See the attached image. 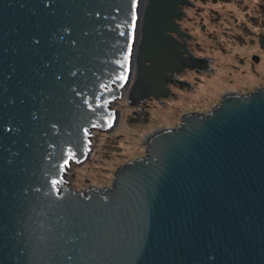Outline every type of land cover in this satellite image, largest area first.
Masks as SVG:
<instances>
[{"label":"water","instance_id":"obj_1","mask_svg":"<svg viewBox=\"0 0 264 264\" xmlns=\"http://www.w3.org/2000/svg\"><path fill=\"white\" fill-rule=\"evenodd\" d=\"M189 5L0 0V264H264V89L151 133L104 189L65 180L118 100L165 106L171 81L191 90L173 74H212L181 29Z\"/></svg>","mask_w":264,"mask_h":264},{"label":"rangeland","instance_id":"obj_2","mask_svg":"<svg viewBox=\"0 0 264 264\" xmlns=\"http://www.w3.org/2000/svg\"><path fill=\"white\" fill-rule=\"evenodd\" d=\"M180 22L192 55L212 60V74L185 68L173 74L170 93L148 99V122L141 127L129 125L134 105L128 97L112 105L118 110V124L110 133L94 130L89 159L83 165L72 163L65 180L69 188L84 192L88 187L104 189L113 184L116 172L125 164L146 156L145 140L157 130L176 128L184 113L204 114L221 104L224 95L264 89V0H190ZM185 54V53H184ZM187 56V54H185ZM258 58L259 61L255 59ZM134 81V79H133ZM131 84L127 91L130 90ZM148 101V102H147ZM148 104V106H147Z\"/></svg>","mask_w":264,"mask_h":264},{"label":"flooded vegetation","instance_id":"obj_3","mask_svg":"<svg viewBox=\"0 0 264 264\" xmlns=\"http://www.w3.org/2000/svg\"><path fill=\"white\" fill-rule=\"evenodd\" d=\"M185 8L186 7H184L183 8V10H185ZM181 22V21H180ZM186 39H189V40H191L190 39V37L189 36H187V38ZM189 40H188V42H187V46H188V49H189V51H190V53L192 54V51H191V47H190V45H189ZM180 43L181 44H185V42H184V40H181L180 39ZM192 57V56H191ZM193 58V57H192ZM256 61H259V59L258 58H256L255 59ZM196 68V69H195ZM202 68H203V70L204 69H206V66L204 67H202L201 65H199L198 63L195 65V64H193V67H191V69L192 70H194V71H197V72H201L202 71ZM257 90H259V89H257ZM256 91V90H255ZM248 94H250V93H248ZM247 94V95H248ZM148 102V101H147ZM141 102H139L138 103V105L137 106H134V111H133V116L134 117H131L130 118V120H133V121H136V122H141L142 120L144 121V122H146L148 119H147V117H148V113L145 111V105L143 106V105H139ZM147 106H148V104H147Z\"/></svg>","mask_w":264,"mask_h":264},{"label":"snow or ice","instance_id":"obj_4","mask_svg":"<svg viewBox=\"0 0 264 264\" xmlns=\"http://www.w3.org/2000/svg\"><path fill=\"white\" fill-rule=\"evenodd\" d=\"M136 27H137V17H136V13H135V4H134L132 18H131V29L135 30Z\"/></svg>","mask_w":264,"mask_h":264}]
</instances>
